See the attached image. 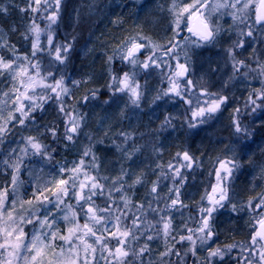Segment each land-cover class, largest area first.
Instances as JSON below:
<instances>
[{
  "label": "snow or ice",
  "instance_id": "snow-or-ice-1",
  "mask_svg": "<svg viewBox=\"0 0 264 264\" xmlns=\"http://www.w3.org/2000/svg\"><path fill=\"white\" fill-rule=\"evenodd\" d=\"M41 2L42 0H34L37 7L32 8V11H37ZM43 3L51 7L49 0H43ZM52 3L55 5V10L47 16L50 22L47 35L48 53L53 57L54 62L64 64L73 44L54 43L51 25L59 19L62 0H52ZM143 6L141 5V8ZM6 11V8L0 7V12ZM167 11L172 16L173 33L167 45L153 44L150 39L138 35L129 38L121 45L120 60L127 61L133 68L140 66L143 69H150L153 66L160 68L162 65L172 69L169 60H175V69L167 75L168 88L158 92L154 99L159 100L166 96L180 97L190 106L191 120L188 127L195 129L197 123H204L206 117L211 118L220 111L228 98L202 90L201 95H206L209 99L201 104L197 96L195 108L191 107L192 99L185 97V93L194 87L193 81L187 79L188 62L191 59L189 50L215 46L219 43L221 33L225 31L220 21L228 23L225 19L228 17L231 20L228 31L235 28L237 35V39L225 49L228 58L232 61L233 73H239L241 68H247L258 76H264V60H257V70L246 64L244 60L237 59L242 53L235 52V49L246 51V45L251 47L252 40L256 39L254 37L256 31L264 36V0H193L192 3H185V0H171ZM241 25L243 27H240ZM29 31L35 37L32 40L31 57L28 55L21 57L16 54L14 45L0 43V47H8L14 56V58H6L0 55V77L10 78V87L6 91H0V144L9 131V124L15 122L24 126L26 121L31 122L35 119L33 114L43 109L49 100H55L59 105V111L68 117L64 135L66 140L72 141L74 135L80 131L83 117L70 114L65 109L64 97L69 95L70 91L65 84L64 76L61 74L57 78L51 71V66L42 75L40 62H32V58L44 50L40 45V33L43 30L33 23ZM184 31L188 35L181 36ZM23 35L25 39L29 38L26 33ZM178 36L181 37L182 43L176 40ZM2 40L3 37H0V41ZM145 40L148 42L145 43ZM148 48L151 49V54L143 61L139 60L138 54ZM178 48L184 49V63L179 60L176 51ZM158 51H161L159 56L156 55ZM255 51L253 49L254 53ZM165 57L169 60H165ZM107 59L111 62L113 57L109 56ZM135 76V72L130 74L127 71L119 76L112 75V83L108 87L114 88L115 92H126L132 105L139 107L142 92ZM86 82V80L72 81L74 85ZM260 83L261 87L254 88L245 103V108L249 110L248 115L253 117L251 123L245 125L238 118L233 119L235 133L240 137L234 141V145H239L241 157L248 154L249 141L254 140L253 126L259 123L264 127V80ZM96 92L97 90H92L91 96L85 95L83 100L87 102L96 99ZM235 112L239 113L240 109H235ZM121 115H123L122 110ZM164 124H171L169 117H165ZM49 131L55 137V128H50ZM120 135L124 137L125 142L130 137L128 133H120ZM89 139L91 140V137ZM24 141L25 147L19 149L22 155H16L13 159L12 153L16 152V149H13L7 158L0 159V165L11 169L8 173L11 177L10 182L5 180L0 184V264H145L144 257L151 256L152 242L161 234L165 243L164 251L157 252L160 264H172L171 261L164 259L172 255L179 258L178 264H185L184 258L189 253L194 257L197 256L200 249H205L207 256L198 258L199 264H223L225 257L237 247L240 248L241 253L246 252L247 255L237 259L236 264H264V191L250 197L246 203L233 202L229 195L228 182L234 171L241 168L235 156L218 160L219 167L215 171L216 183L211 186V192L206 191L205 196L201 197V201H206V204L199 207L197 226L189 227L185 221L182 228L188 234L182 235L181 228H173L170 217L160 216L155 223L146 220L148 211L157 214L164 211L152 207L154 202L158 203L161 199L158 192L159 177L152 183L150 194L155 195L153 200L148 202L146 211L143 202L135 204L128 194L129 189L144 182L143 173H134L135 178L131 183L125 180L129 173L123 167L114 177L100 175L99 158L91 145L84 147L79 161H73L71 167L57 162L56 174L50 180L35 185L31 198L21 197L19 188L23 181L20 180V174L24 158L29 155V149L33 156H40L47 161L53 159L47 145H44L38 137L28 136ZM117 148L122 150L120 145H117ZM132 155V152H127L126 158L131 159ZM181 155L186 162L181 167H192L193 157L187 151L182 154L177 153L178 157ZM85 157L91 159L86 161ZM168 168L173 169L171 163ZM161 175L165 179L180 180L179 185L174 184L168 189L167 195L171 202L166 203L165 207L167 209L177 205L187 207L180 199V187L184 181L181 168L175 167L171 177L162 169ZM98 199H102L103 206L97 203ZM49 205L52 207L50 208ZM133 207L136 208V212H131ZM223 209L233 213L240 211L249 213L247 223L251 231L250 239L246 244H217L219 233L214 223L215 214ZM128 220L131 221L130 225L126 223ZM29 225L32 226L31 233L25 230ZM174 231L178 239L173 235ZM184 242H187L188 247L184 249L182 255L180 250H176V244ZM147 264H156V262L149 259Z\"/></svg>",
  "mask_w": 264,
  "mask_h": 264
},
{
  "label": "trees",
  "instance_id": "trees-1",
  "mask_svg": "<svg viewBox=\"0 0 264 264\" xmlns=\"http://www.w3.org/2000/svg\"><path fill=\"white\" fill-rule=\"evenodd\" d=\"M170 2L171 0H62L59 23L54 26L53 31L54 43L71 42L73 44L68 59L64 64L54 62L53 57L48 53V47L38 52L37 56L32 58V62H40L42 75L51 66V71L57 78L61 74L64 76L65 84L70 91V94L64 97L65 109L73 115L82 116L83 120L79 133L74 135L72 141L66 140L64 134L67 118L59 111L56 101L49 100L43 109L33 114L35 119L31 122L26 121L24 126L15 122L8 125L9 131L3 143L0 144V159L7 158L13 149H16V152L12 153L13 159L16 155H22L19 149L25 147L24 138L28 136L38 137L44 145H47L48 151L53 156L51 161H47L40 156L31 155L29 149V155L24 158L20 174V180L23 181L19 188L21 197L31 198L35 185L50 180L56 174L57 162L71 167L73 161H79L84 147L89 145L99 158L100 175L114 177L123 167L129 173L125 180L131 183L135 178L134 173H143L144 182L128 190L135 204L140 202L148 204L153 200L155 194H150V189L152 183L159 177L158 192L161 199L152 205L155 208L164 209L160 214L172 218L173 228H181L182 235L188 234L182 228L185 221L189 227L197 226L199 207L206 204V201H201V197L205 196L206 191L208 192L210 182L216 183L215 171L219 167L218 160L235 156L241 165L239 170L234 171L228 182L229 195L233 202L246 203L250 197L264 191V172H262L264 127H261L259 123L253 126L254 140L249 141L250 150L246 156L241 157L239 147L237 148L239 145L231 143L235 133L233 119L238 118L245 125L250 124L253 119L251 115H248L249 110L245 108L244 100L240 103L232 101L230 105L218 111L219 116L215 117L217 112L207 119V123H198L195 129H190L181 114H173V109L170 107L159 108L158 103L153 101L154 95L149 96L152 113H149L147 105L143 104L136 112L135 118L130 120L131 105L122 101L123 99L116 98L114 88L108 87L112 83V75L118 73L122 75L125 71L130 74L135 72V79L143 88L145 78L149 74H152L153 78L158 77L156 74L159 73L150 72H160L166 76L165 72L170 73L175 69V60H169L168 57L164 59L169 60L172 69L164 65L160 68L153 66L150 69H143L140 66L133 68L127 61L120 60L119 53L125 41L138 35L150 39L154 44L167 45L173 36L172 16L167 11ZM49 4L51 7L42 1L37 11H32V8L37 7L33 0H0V7L7 9L6 12H0V37H3L0 43L14 45L16 54L21 57L24 55L31 57L32 34L27 31V22L31 19L34 21L37 13L43 11L44 14H48L55 8L52 0H49ZM141 5L144 6L141 8ZM155 7H158L161 14H154L157 10L152 9ZM153 15L158 18L155 19ZM25 33L28 39L24 38ZM0 55L14 58L8 47H0ZM109 56L113 57L111 62H108ZM142 57L143 60L146 59L142 55L139 56V60L143 61ZM165 76L159 77L165 81ZM73 80L87 82L74 85ZM9 87L10 78L0 77V91H6ZM158 89L160 86L157 87L155 94ZM92 90H97L96 99L85 102L83 97L91 96ZM237 108L240 109L239 113L235 112ZM114 113L121 116L120 122L114 119ZM165 117L171 120L170 125L164 124ZM212 119L214 121L209 123ZM50 128H55V137L49 131ZM120 133L130 134L129 139L125 142ZM100 140L103 142L100 143ZM117 145H120L122 150H118ZM107 147H110V153L106 150ZM185 151L193 157L190 168L181 167L186 162L183 161L182 155L177 156V153L182 154ZM127 152L133 153L131 159L126 158ZM90 159L85 157L86 161ZM107 161L110 165L105 164ZM169 163L172 164L173 169L168 168ZM175 167L181 168L184 177L183 185L180 187V199L187 207L177 205L167 209L166 203L171 202L167 195L168 189L174 184L179 185L180 180L179 178L176 181L171 178L165 179L161 171L163 169L171 177ZM10 172L11 169L0 165V184L5 180L10 182L11 177L8 175ZM72 202L75 203V201ZM97 203L103 206L102 199H98ZM49 207L52 206L49 205ZM131 212H136V208L133 207ZM137 215L140 214L137 213ZM215 216L214 223L219 233L217 244L227 245L250 239L251 230L247 223L249 221L247 211L233 213L223 209ZM226 220L228 223L225 222ZM126 223L130 225L131 221L128 220ZM173 235L177 236V233L174 231ZM171 242L169 238V243ZM164 243L162 234L152 242L153 253L151 256L144 257L145 264L153 257L156 258L153 261L160 264L157 252L164 251ZM187 247V242L176 244V250H180L182 255ZM202 257H205L202 249L195 257L189 253L184 258L185 264H199L198 258ZM164 259L171 261L172 264H178L179 260L176 255ZM223 264H236V260L229 258L223 261Z\"/></svg>",
  "mask_w": 264,
  "mask_h": 264
},
{
  "label": "rangeland",
  "instance_id": "rangeland-1",
  "mask_svg": "<svg viewBox=\"0 0 264 264\" xmlns=\"http://www.w3.org/2000/svg\"><path fill=\"white\" fill-rule=\"evenodd\" d=\"M192 2L193 0H185V3H192ZM54 10L55 8L51 9L48 12V14H44V12L41 11L40 13H37L34 16V21L33 19H31L27 22L28 32H30L29 29L33 23L38 25L39 28L43 30L40 33V45L43 47V49H47L49 47L47 43V35H48V26L50 22L48 21L46 16L50 15L51 12ZM152 10L153 11L157 10L154 14L156 13L161 14V12L158 11V7H155ZM60 14H61V10L59 11V17ZM154 18L157 19L158 17L154 16ZM59 19L55 24L51 25L53 37H54L53 31L55 30L54 26L58 25ZM225 19L228 21V23H224V21H220L225 31L221 33V37L219 38L220 39L219 43H217L215 46H206L199 49L189 50V55L191 56V59L188 62L189 72L187 74V79H191L193 81L194 87H192L191 89L188 90V92L185 93V97L192 99L193 101L191 106L192 108H195L196 106L197 96L199 97L201 104H203L204 100L209 99L208 96L201 95L202 90H206L208 93H218L219 95L226 96L227 92H230L233 88V92L234 90H237V92H239V97L241 96V94L243 95L241 96L240 99L241 101L239 100L238 103L242 102L243 100H244L243 102H246L249 93L252 92L251 89H254L255 86H257V89L260 88L261 87L260 81L264 80V76H258L255 72H251L247 68H241L239 73H235V74L233 73L232 61L228 58L225 49H227L232 44V42L237 39V35L235 28H233L231 31H228V25L231 24V20L228 17H225ZM240 27H243V25H241ZM185 35H188L186 31L181 33V36H185ZM254 37L256 39L252 40L251 47H247L246 45L247 48L246 51L244 49H235V52L242 53V55L237 56V59L244 60L246 64H249L251 65L252 68L258 70L257 60L258 59L264 60V43H261V41H264V36H261L260 32L256 31L254 33ZM34 38L35 37L32 34L31 40H33ZM176 39L177 41L180 40V42L182 43L181 37L178 36ZM245 39H252V38H245ZM253 49L256 50L255 53L253 52ZM176 51L179 54L180 62L184 63L185 62L184 49L178 48L176 49ZM150 54H151V49L148 48V49H144V51L138 56L143 55L145 58H147V56ZM156 55L157 56L161 55V51H158ZM214 66L216 68L213 69ZM168 72L169 71L165 72L167 73L166 76L165 74H162L160 72H150V73H159L156 74L158 75V77L153 78V75L149 74L145 78L146 81L145 86L141 88L142 86L140 85V91L142 92V96L139 102V107L132 105L131 101L129 100V95L126 92L115 93L116 98L123 99L122 101H125V103H129L131 105L130 106L131 112L129 114L130 120H133L135 118V116L137 115L136 112L139 111L140 107H142L143 104L147 105V108L150 110V106H151V104L149 103L150 97L154 95L153 101H156L158 103L159 108L170 107L171 109H173V114L174 113L181 114L184 117L186 123L190 122L191 120L190 106L187 103H184L180 97L166 96L159 100L154 99L158 92L168 88L169 86L167 82V75L169 74ZM244 73H247V75H244ZM117 75L119 76L120 74L118 73ZM159 76H165V81L161 80ZM150 82H152V87L150 85ZM181 83L183 84L184 81L182 80ZM158 86H160V89H158V91L155 94V91L157 90ZM148 93L150 94L148 95ZM227 98L228 100L231 99L229 97ZM225 105H223L222 108H224ZM66 118L68 119L67 116ZM205 123H207V120ZM237 139H240V137L238 136V134L234 133L233 139H231V143L234 144V141H236ZM238 147L239 146H237V148ZM213 184L215 183L214 182L209 183L207 188L208 192H211V186ZM153 208H155V206ZM145 209L147 211V204H145ZM160 216H162V214L152 213L148 211L146 218H148L147 221H152L153 223H155L157 220H159ZM159 227H162V225H159ZM25 230L31 233L32 226L29 225ZM248 240L239 242L237 244L240 243L246 244ZM202 251L205 253V257H206L207 251L205 249H202ZM245 255H247V253L246 252L241 253L240 248L237 247L234 248L232 252L225 257L224 261L225 260L227 261V259L229 260V258L235 261L238 258L242 259L243 256ZM152 260H156V258L153 257Z\"/></svg>",
  "mask_w": 264,
  "mask_h": 264
},
{
  "label": "bare ground",
  "instance_id": "bare-ground-1",
  "mask_svg": "<svg viewBox=\"0 0 264 264\" xmlns=\"http://www.w3.org/2000/svg\"><path fill=\"white\" fill-rule=\"evenodd\" d=\"M214 68H216L215 66L213 67V69ZM150 85H151V87H152V82H150ZM154 87V86H153ZM255 88H257V86H255ZM251 90H253V89H251ZM226 96L227 97H229V98H231V99H229L228 100V102L226 103V105H230L231 103H232V101H239L240 99H241V96H243L242 94H241V96L239 97V92H237V90H234V92H233V88H232V90L230 91V92H227V94H226ZM239 97V98H238ZM233 99H235V100H233ZM236 103V102H235ZM225 105V106H226ZM222 107H223V105H222ZM221 107V109H223ZM147 111H149V113H152L149 109L147 110ZM220 115V113L218 112L217 113V115L215 116V117H217V116H219ZM114 119L116 120V121H118V122H120L121 121V116L120 115H118L117 113H114ZM214 121V119H212L209 123H212ZM106 150H109V153H110V147H107V149ZM105 164L106 165H110V162H108L107 161V163L105 162ZM226 223H228V220H226L225 221Z\"/></svg>",
  "mask_w": 264,
  "mask_h": 264
},
{
  "label": "flooded vegetation",
  "instance_id": "flooded-vegetation-1",
  "mask_svg": "<svg viewBox=\"0 0 264 264\" xmlns=\"http://www.w3.org/2000/svg\"><path fill=\"white\" fill-rule=\"evenodd\" d=\"M258 102H259V101H258ZM215 116H216V115H215ZM212 117H213V116H212ZM206 120H207V117L205 118V122H206ZM205 122H204V123H205Z\"/></svg>",
  "mask_w": 264,
  "mask_h": 264
},
{
  "label": "water",
  "instance_id": "water-1",
  "mask_svg": "<svg viewBox=\"0 0 264 264\" xmlns=\"http://www.w3.org/2000/svg\"><path fill=\"white\" fill-rule=\"evenodd\" d=\"M143 51V50H142ZM142 51H141V53H142ZM140 54V53H139Z\"/></svg>",
  "mask_w": 264,
  "mask_h": 264
}]
</instances>
